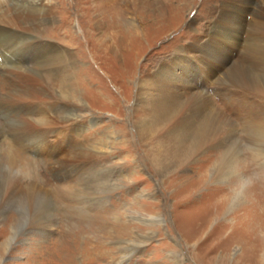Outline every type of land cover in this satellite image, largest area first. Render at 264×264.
Here are the masks:
<instances>
[{"label": "rangeland", "instance_id": "obj_1", "mask_svg": "<svg viewBox=\"0 0 264 264\" xmlns=\"http://www.w3.org/2000/svg\"><path fill=\"white\" fill-rule=\"evenodd\" d=\"M220 5L0 0V131L16 148L34 135L30 170L51 219L44 232L34 226L29 217L41 202L21 198L20 175L15 203L0 174V264H264V143L236 130L230 144L239 150L220 180L212 174L218 147L192 160L166 150L170 138L151 135L141 109L147 100L139 103V87L143 98L155 96L154 72L198 34L208 54L222 45L236 55L225 67L213 62V74L209 64L197 65V89L224 111L251 100L264 108L263 65L259 90L226 75L242 66L247 42L264 51L257 7L237 28ZM195 53L179 57L196 66ZM177 158V166L161 169ZM68 186L75 195H62ZM236 192L243 198L232 208Z\"/></svg>", "mask_w": 264, "mask_h": 264}, {"label": "bare ground", "instance_id": "obj_2", "mask_svg": "<svg viewBox=\"0 0 264 264\" xmlns=\"http://www.w3.org/2000/svg\"><path fill=\"white\" fill-rule=\"evenodd\" d=\"M253 4L257 7L256 15L261 18L257 20V25L264 30V0H221L220 9L228 12L227 20H229L231 24L234 22L238 28L240 27L238 23H241L244 15L253 9ZM237 10H241V12L238 13ZM123 23H125L126 27L129 26V22L126 19L123 20ZM194 37L197 38L193 39L191 43L189 42L185 45L183 49L177 50V52L169 58V61L166 62L167 64L163 65V67L160 66V68L154 72V78L156 77V80L152 87L157 90L155 96H152V98L149 99L150 95L146 94L147 96L143 98L141 96V93H143L141 92L143 87H139V103H143L147 100L142 104L141 109L145 111L144 119L147 120V127L151 129V135L158 130L156 132L160 137L168 136V138H170L168 143L164 144V146L167 147H165L166 150L170 149L173 153H181V155L185 157V160L186 158L192 160L193 157H196L197 154L202 151V149L203 151H207L210 147H218L219 151L218 153L216 152L218 157L216 156L217 160L214 168H212V174L213 176L220 178V180H223L233 156H235L239 150L238 147L230 144L231 138L234 137L236 130H241H239L240 139L243 137L247 139L248 142L254 143L255 145H263L264 108H256L258 103L251 100V102H243L245 108H243V104H238L235 108H225L226 111H224L220 107H215L210 98L211 95L205 91L201 92L197 89L199 86L196 84L197 82H194L193 80V78H195V72L193 71L194 68L197 70L199 66L201 67V65L209 64L208 71L210 72L207 73L213 74V69H216L212 67L210 68L213 62L216 66L224 65L225 67L233 62V56H235L236 53H233L235 51H232L231 53L226 52V48L220 47L222 46L220 45L218 49L213 51L210 50V53L208 54L207 49L200 44L198 34H195ZM191 44L196 46H192ZM191 49H194L196 52L194 54V57H196L198 62L196 66L188 61L187 58L181 59L179 57L184 51H189ZM240 54L237 62L242 64V66L234 64L232 67H228L229 69L226 72L227 77L230 78L232 82L243 85L245 87L244 89H261V84H263V82L261 81L258 72L259 66H264V51L262 50L261 45L249 41L246 44V49ZM245 64H249L250 67L245 66ZM215 72H217V70L214 71V75ZM166 89L170 92L169 94H164ZM176 89H179V91ZM183 89H185V91ZM246 92H249V90ZM249 93L251 94L253 92ZM222 95L223 94H220L219 97L222 98ZM244 95H248V93ZM234 103H236V100ZM230 112L235 115L229 117ZM3 133L4 131L2 129L0 131V152L1 154H4L2 161H5L7 165L4 168V163L0 161V174H3L4 181L8 186L12 185V195L15 203H17V199H19L18 181L20 180L21 175V179L26 182L24 187H27L25 189V194H23L21 198L24 201L31 199L29 201L32 203L41 202V204L32 208L35 212L33 213L34 217H29L30 222L32 224L34 223V226L36 225L37 228L43 231L44 227L49 225L51 219L49 204L47 203L45 196L42 195V193L40 194L37 188H35V180L32 178L33 174L30 170L31 168H34L35 164V156L33 157L34 145L32 144V137L34 135L30 136L31 141L28 142L27 146L16 145V148L13 141L3 140ZM26 133L31 135L28 132ZM189 143L190 148L187 153L185 152V149L187 146L189 147ZM162 145L163 143L159 145L157 153L162 148ZM166 150L162 149L161 151ZM30 151H32V154L28 155L27 153ZM157 153L155 156L157 158L161 157L158 156ZM177 159L178 160H174V164L171 166L162 164L161 169L168 171L169 168L177 166L178 163H181V159ZM208 160L211 161V158ZM9 166L11 167V170ZM18 172H20V174ZM17 173L18 176H16ZM70 187L68 186L67 189H64V191L61 192L62 195L63 193L67 194L68 192L75 195L73 189ZM80 192L81 190L76 188V195L80 196ZM242 198V194L236 192L231 207L234 208Z\"/></svg>", "mask_w": 264, "mask_h": 264}]
</instances>
